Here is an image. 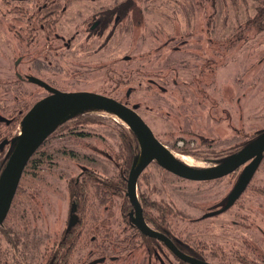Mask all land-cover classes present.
I'll use <instances>...</instances> for the list:
<instances>
[{
	"label": "rangeland",
	"instance_id": "rangeland-1",
	"mask_svg": "<svg viewBox=\"0 0 264 264\" xmlns=\"http://www.w3.org/2000/svg\"><path fill=\"white\" fill-rule=\"evenodd\" d=\"M263 6L264 0H0V114L16 118L11 137L21 132L26 112L48 94L28 80L36 76L62 91L138 104L177 159L212 167L264 130V19L256 18ZM107 7L121 9L122 20L96 27L95 13ZM47 14L51 28L41 19ZM130 131L118 116L89 109L49 136L34 155L43 153V161L34 175L23 174L0 226V264L50 262L75 214L72 188L88 173L101 180L129 176ZM243 168L191 180L153 161L137 192L151 202L145 212L204 259L264 264V156L237 201L205 217L225 207ZM90 187L68 264H181L158 243L156 256L129 225L127 183L103 200Z\"/></svg>",
	"mask_w": 264,
	"mask_h": 264
},
{
	"label": "water",
	"instance_id": "water-1",
	"mask_svg": "<svg viewBox=\"0 0 264 264\" xmlns=\"http://www.w3.org/2000/svg\"><path fill=\"white\" fill-rule=\"evenodd\" d=\"M28 79L45 87L51 94L34 103L24 115L22 133L16 138L17 143L0 173V226L11 209L29 160L53 129L75 114L89 109H98L122 119L135 134L140 145V155L130 169L126 190V195L133 208L131 216L135 226L143 235L160 240L177 258L186 263L214 264L182 251L171 237L153 228L147 222L137 192L138 179L153 161H157L170 172L191 180L222 178L243 166L238 182L229 195L225 207L218 211L208 212L205 217L215 215L231 207L250 184L264 156V130L256 139L223 161L209 168H199L173 156L171 150L156 136L150 125L139 114L138 104L130 106L115 97L94 91H62L35 76H29ZM0 121L9 122L10 119L0 114ZM4 143H0V148ZM75 219L76 216L73 215L70 223H73Z\"/></svg>",
	"mask_w": 264,
	"mask_h": 264
},
{
	"label": "trees",
	"instance_id": "trees-1",
	"mask_svg": "<svg viewBox=\"0 0 264 264\" xmlns=\"http://www.w3.org/2000/svg\"><path fill=\"white\" fill-rule=\"evenodd\" d=\"M50 6V3H45L43 6H42V9L41 11H45L46 8H48ZM264 7V6H263ZM51 13V12H49ZM116 17H115V15ZM106 15H107V21L109 19H112L115 18V21L116 22H120V20H122V17H123V14H122V10L121 9H117L114 11V8L111 7V8H108V11L106 12ZM258 17H261V19H264V8H259L258 9V14L256 16L257 19H259ZM41 19L43 22L47 23V27L48 28H51V22H52V15H45V16H41ZM56 22V21H55ZM103 24H105V20H103L102 22ZM259 26H263L262 24H258ZM86 111V110H85ZM81 112L78 113V114H75L74 116L68 118L67 120L63 121L62 123L58 124L54 129L53 131L50 133V135L55 132L61 125H64L66 124L67 121H69L71 118H74V117H77V116H80ZM263 132V130H260L258 132L257 135H255L254 137L250 138L248 141H246L241 148L245 147L247 144H249L250 142H252L254 139H256L261 133ZM131 135L128 136L127 138V142H128V149L131 151L130 152V156H129V159L130 162H131V159H132V165L133 163L137 160V158L139 157L140 155V145H139V142H138V139L137 137L135 136V134L132 132V130L130 131ZM49 135V136H50ZM49 138V137H48ZM47 138V139H48ZM47 139L45 140V142L40 146H44L45 143L47 142ZM240 148V149H241ZM239 149V150H240ZM39 150V149H38ZM38 150L36 151V154L39 153ZM234 152L230 153V154H227L225 157L219 159L217 162H221L223 161L224 159H226L227 157H229L231 154H233ZM35 154V155H36ZM43 157H44V154L42 153L40 157H35L33 156L30 161L28 162L26 168H25V171H24V174H35L36 171V167L37 165L39 164V162H42L43 161ZM129 163V162H128ZM126 163L125 166V171H126V174L128 172V166L129 164ZM4 165L5 163H3L1 166H0V170H2L4 168ZM131 165V167H132ZM87 170V169H86ZM88 172H91L90 169ZM88 179H85L82 183H77L74 188H72V195H73V203L75 204L72 212L75 213L74 215L76 216V219L73 223H70L71 221H69L67 227H66V230L62 236V239L59 241V247L57 249H55V253L52 255V259L50 260V262L48 264H68V256L70 255V253L72 252V247L74 246V243H76L78 241V237L80 238V234L79 232L77 231V226L81 223V221H83V219H85L86 217V212H84V209L86 210V204L85 202H87V198L85 197L86 196V193H88V190L91 189L90 185H94L97 190L96 192L94 193L95 197L100 199V200H103V199H108V197H111L112 195L116 194V193H119V191H123L124 190V187L127 183V180H128V177L122 175L121 179H117V181L115 180H110V179H107V180H101L100 178L98 177H95L94 175H91L90 173H88ZM21 186V184H20ZM18 188L17 190V193L15 196H17V194L19 193L18 191L22 188ZM90 193V192H89ZM83 197H85L83 200ZM90 199V198H88ZM15 197H14V200H13V203H12V207L14 206L15 204ZM85 201V202H84ZM149 201L147 198L143 197V199L141 200V204L143 206V209L145 211V209L148 207V204H151V202L149 201V203L147 202ZM148 203V204H147ZM82 204V208L80 207ZM147 204V206H146ZM127 221L129 223V225L133 228H137L134 224V221L131 217V213L133 211V208L132 206H128L127 208ZM73 216V215H72ZM145 218L147 221H152L154 223V226L157 230L159 231H162L164 232L165 234H167L169 237H171L173 239V241L177 244V246L184 252L190 254V255H193L195 257H198V258H201V259H204L203 256L201 255H197L195 250H194V246L188 244L187 242L181 240L180 238H178L177 236H174L169 230L168 228L164 225V223H160L159 220L161 219L160 217L157 218L155 216L154 217H151L149 216V214L146 212L145 213ZM154 218V219H152ZM166 219H164L163 221H165ZM141 234V233H140ZM143 234H141L142 236ZM145 238H147V240L150 242V244H152V248H150V251L154 252V254L157 256V254H159V251L157 250V247L155 244H160L161 246L164 245L160 240L156 239V238H152V237H148L146 235H143ZM94 239H95V236H94ZM165 246V245H164ZM104 256L100 257V259H102ZM178 261L181 263V264H189V263H186L182 260H180L178 258Z\"/></svg>",
	"mask_w": 264,
	"mask_h": 264
},
{
	"label": "flooded vegetation",
	"instance_id": "flooded-vegetation-1",
	"mask_svg": "<svg viewBox=\"0 0 264 264\" xmlns=\"http://www.w3.org/2000/svg\"><path fill=\"white\" fill-rule=\"evenodd\" d=\"M108 8H111V7H107V8H102V9H100L99 10V14H97L98 12H96L95 13V16H98V15H101V20H97V21H95V23H94V25L96 26L99 22H103V20H105V24H103V25H106L107 26V24H108V21H107V15H106V12L108 11ZM44 23V22H43ZM46 25H47V23H46ZM43 26L44 27H46L44 24H43ZM97 27V26H96ZM30 76V75H29ZM28 76V77H29ZM36 77V76H35ZM38 78V77H37ZM41 79V78H40ZM29 80V79H28ZM42 80V79H41ZM30 81V80H29ZM43 81H45V80H43ZM30 82H32V81H30ZM33 83H35V82H33ZM48 83V82H47ZM37 84V83H36ZM39 85V84H38ZM39 86H41V85H39ZM51 86V85H50ZM43 87V86H42ZM53 87V86H52ZM45 88V87H44ZM56 88V87H55ZM46 89V88H45ZM47 90V95H50L51 94V92L48 90V89H46ZM46 95V96H47ZM46 96H44V97H46ZM43 97V98H44ZM42 99V98H41ZM33 106V105H32ZM8 119H10V121L9 122H7V121H4V122H6V129L5 130H0V143L1 142H5L4 143V145L0 148V166L3 164V163H5V165H6V163H7V161H8V159H9V157H10V155H11V153H12V151H13V149H14V147H15V145H16V143H17V141H16V138L18 137V135L21 133V132H19V134H17V135H14L13 137H11V131L9 130V128H11L12 127V125L16 122V118L15 117H12V118H8ZM1 122V121H0ZM7 134H9V135H7ZM6 147H8V149H7V152L4 154V152H5V149H6ZM35 155V154H34ZM33 155V156H34ZM32 156V157H33ZM31 157V158H32ZM30 161V160H29ZM4 165V166H5ZM145 211H144V215H145ZM132 217V216H131ZM148 222V221H147ZM154 228V227H153ZM156 229V228H155ZM171 252V251H170ZM178 260V259H177ZM205 260H207V259H205Z\"/></svg>",
	"mask_w": 264,
	"mask_h": 264
},
{
	"label": "bare ground",
	"instance_id": "bare-ground-1",
	"mask_svg": "<svg viewBox=\"0 0 264 264\" xmlns=\"http://www.w3.org/2000/svg\"><path fill=\"white\" fill-rule=\"evenodd\" d=\"M173 154V153H172ZM173 156H175L174 154H173ZM176 157V156H175ZM184 159H186L185 157H183ZM192 161V160H191ZM193 162V161H192Z\"/></svg>",
	"mask_w": 264,
	"mask_h": 264
}]
</instances>
